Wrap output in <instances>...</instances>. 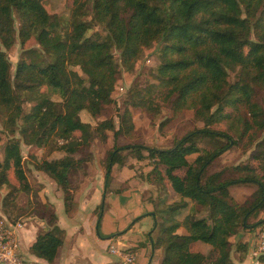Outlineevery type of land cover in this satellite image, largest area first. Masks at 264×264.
Here are the masks:
<instances>
[{
	"label": "trees",
	"instance_id": "obj_1",
	"mask_svg": "<svg viewBox=\"0 0 264 264\" xmlns=\"http://www.w3.org/2000/svg\"><path fill=\"white\" fill-rule=\"evenodd\" d=\"M15 19L20 45L33 38L53 60L39 63L36 49H25L11 75L6 51L16 39ZM156 42L157 83L133 84L117 121L102 119L95 127L83 121L82 111L98 117L114 102L111 94L120 67L132 72L144 49ZM230 73L235 80H229ZM263 92L264 0H72L67 16L49 14L43 0H0V111L5 128L13 134L18 123L21 140L44 150L42 158L29 153L32 166L56 183L66 211L74 199L68 171L90 159L85 150L93 139L105 143L112 133L113 143L102 162L105 186L112 169L124 164L123 152L137 161L150 159L146 181L158 184L164 193L169 185L173 198L168 202L164 194L157 202L152 199L154 247L163 248L159 264H233L230 237L264 223L250 221L264 210ZM165 106L173 114L192 110L202 127L187 131L168 148L119 143L120 137L137 136L131 108L154 115ZM201 142L210 147H200ZM19 144L10 137L4 151L11 154L16 190L30 194ZM232 148L242 149L246 157L213 168ZM52 151L62 153L50 158ZM4 184H9L7 167L0 161V186ZM235 185L254 189L239 201L230 192ZM35 196L33 208L40 210L36 215L47 230L29 250L51 262L64 231L55 225L52 207ZM7 201L2 199V206ZM195 241L209 244L208 252L193 251ZM235 249L246 252V245L237 242ZM254 258L264 264V253Z\"/></svg>",
	"mask_w": 264,
	"mask_h": 264
},
{
	"label": "crops",
	"instance_id": "obj_2",
	"mask_svg": "<svg viewBox=\"0 0 264 264\" xmlns=\"http://www.w3.org/2000/svg\"><path fill=\"white\" fill-rule=\"evenodd\" d=\"M95 160L76 164L68 171L74 183L73 206L69 211L64 208L62 192L56 183L46 174L34 170L33 176L39 184L38 197L52 207L56 214L55 225L64 231V236L55 258L48 262L29 250L37 236L47 230L45 223L41 219L21 220L24 227L17 231V236L22 257L36 264H120V257L109 251L113 246L132 250L136 264H159L161 248L154 247L155 203L151 198L152 185L145 179V170L149 167L142 169L145 172L142 176L141 170L135 171L138 168L135 163L134 167L115 166L105 186L104 169L99 158ZM167 188L170 192L169 185ZM245 188L250 191H240L243 200L253 191L252 185H235L230 192L239 200L233 189ZM263 213L260 211L254 220L264 219ZM251 228L242 229L230 237L232 244L242 242L246 245V252L232 247L237 256L231 255L234 264H256L251 253L254 243ZM244 231H250L251 235Z\"/></svg>",
	"mask_w": 264,
	"mask_h": 264
},
{
	"label": "rangeland",
	"instance_id": "obj_3",
	"mask_svg": "<svg viewBox=\"0 0 264 264\" xmlns=\"http://www.w3.org/2000/svg\"><path fill=\"white\" fill-rule=\"evenodd\" d=\"M71 1L72 0H43V5L45 9L48 11V13L51 15L67 16L71 8ZM18 25H19L18 20L15 19L14 27L16 29V39L11 49L6 51L8 58L12 64L11 75L14 72V66L16 62L22 56V52L25 49H29V48L36 49L38 55L35 56V61L39 63H48L53 60L49 54L44 52V50L39 47V45L36 43V41L33 38L28 40L22 47L17 38ZM97 29H99L101 33L105 32L103 27H95L94 30H97ZM159 45L160 44L156 42V43H153L150 47H147L146 49H144L142 55L136 61L132 72L124 71L120 67V72L118 75V78H119L118 85L116 86V88L111 94L114 99V102L107 105L98 117L93 118L86 111H82L80 113L81 119L83 121L90 122L92 127H95V124L99 120L106 119V118H113L115 121H117L118 120L117 115L119 113V110L121 109L120 106L123 103L126 95L129 93V89L132 87L133 84L138 83L141 86H144L147 83H157L155 80V76H156V66L158 64L157 49L159 48ZM115 58H116V61L119 63V52L118 51H115ZM73 69L78 71L81 74L78 67H73ZM229 80L230 81L235 80L234 73H230ZM53 99L59 100L58 96H53ZM260 101H261V104L264 106V92L261 95ZM23 106L26 109L29 107V104H24ZM131 111H132V121L134 123L137 136L136 138L130 139V140L126 139L125 137H120L118 140L119 143H127L130 141H136L137 143H141V144L152 146V147L168 148L173 144V142L176 139H179L187 131L193 129L194 127H202L201 122L195 121L193 119V111L190 109L173 114L169 106H165L157 114H154V115L148 114L146 111L140 108H131ZM4 118L5 116L0 111V161H3L6 164L7 176L9 180L8 185L4 184L0 186V210L12 219L38 220L39 217H37L36 214L40 213V210L37 211L33 207H35V205H37V202H38V199L36 198L35 195L36 194L38 195L37 190H38L39 184L36 182L33 176L35 169L32 166L29 153L31 152L35 154L36 157L42 158L45 156V152L44 150L39 149V148H30L28 145H26L21 140V137L18 134V129H19L18 123L16 124V126H14L13 134L9 132L4 126ZM162 122H164V124H162ZM76 135H78V132L76 133ZM10 137H15L20 142L19 146H20L21 154L24 159L23 161H24L25 172L32 185V191L30 194L24 193L21 190H16V188L18 187V184L13 176V172L11 168V154L6 153L4 151V145ZM112 143H113V139H112L111 132H109L108 141L105 143H102L98 141L97 139H93L89 147L87 148V150H85L87 154H90V157H89L90 159L88 160V162L91 163L92 161H94L95 158H96L95 160L96 162L97 158H99V161L102 165V162L106 156V152L110 149ZM199 146L206 148V147H210V144H208L207 142H201ZM242 151L243 150L240 148H232L231 150L224 152L217 159L213 168L217 166L232 165V164L239 162L240 160H243L246 157V153ZM61 153L62 152H59V151H52L49 153V157L54 158V157L59 156ZM123 155L125 157L123 165H130L131 167H134L135 165H137L138 168L135 169L136 172L138 170L142 171L143 168L146 169L147 167H149L148 168L149 170L151 169L150 159L146 158V159L137 161L135 158H132L128 152H123ZM75 156L79 157L81 156V153H76ZM194 156L195 154L188 156V160L192 161ZM117 166L122 167V164L117 165ZM149 170H145V171L147 172ZM144 173L145 172L142 171L141 175L143 176ZM179 173H182V172H179ZM151 185H152V188L150 190L151 198L154 199L155 202H157L159 199L163 198L164 196H165L164 198L166 201L168 202L173 201V198L172 196H170V193L168 192V190L164 193L158 184L152 183ZM233 190L236 193L237 198L239 200L243 198V195H239L240 191H247V192L250 191V189L248 188H245L244 190L242 189L240 190L233 189ZM6 197H8L7 205L2 206L1 201L4 198L6 199ZM33 203H34V206H33ZM263 217H264V213H263ZM250 221L251 223H253L256 220L251 219ZM257 226L256 227L254 226L251 228L252 235L255 234ZM251 232L246 231L245 233H249V235H251L250 234ZM247 244H249V242H247ZM235 245L236 244H233V247H235ZM209 248H210L209 244L199 242V241H195L191 244V249L193 251H200L202 253H206L208 252ZM161 252L163 255V248H161ZM232 253L235 257H237L235 252H231V255ZM232 262H233V259H232ZM251 264H254V263H251ZM256 264H259V263L256 262Z\"/></svg>",
	"mask_w": 264,
	"mask_h": 264
},
{
	"label": "built area",
	"instance_id": "obj_4",
	"mask_svg": "<svg viewBox=\"0 0 264 264\" xmlns=\"http://www.w3.org/2000/svg\"><path fill=\"white\" fill-rule=\"evenodd\" d=\"M23 227V221H11L0 211V264H36L21 255L17 231ZM253 236L252 255L264 253V223L258 224ZM109 251L120 257V264H136V255L132 250L111 246Z\"/></svg>",
	"mask_w": 264,
	"mask_h": 264
}]
</instances>
